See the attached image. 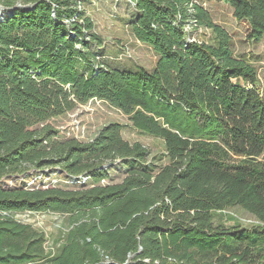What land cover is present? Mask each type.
<instances>
[{"label":"trees","instance_id":"16d2710c","mask_svg":"<svg viewBox=\"0 0 264 264\" xmlns=\"http://www.w3.org/2000/svg\"><path fill=\"white\" fill-rule=\"evenodd\" d=\"M93 1L0 0V264H264L256 68L194 0H129L132 33L157 61L114 65L86 11ZM221 1L260 41L264 0ZM199 29L209 41L191 37ZM94 99L161 138V163L119 123L91 141L60 139L51 121ZM116 163L123 179L102 183ZM58 174L72 187L46 183ZM235 207L256 224L219 221ZM23 211L63 219L55 251Z\"/></svg>","mask_w":264,"mask_h":264},{"label":"rangeland","instance_id":"374dc122","mask_svg":"<svg viewBox=\"0 0 264 264\" xmlns=\"http://www.w3.org/2000/svg\"><path fill=\"white\" fill-rule=\"evenodd\" d=\"M202 3L211 13L215 23L223 26L232 37V50L236 57L247 59L257 70L260 87L264 88V36L260 41L248 37L249 27L245 22L235 19L232 9L221 0H194ZM87 13L94 19L96 31L104 39L105 59L114 65L135 69L143 67L152 70L157 57L153 50L140 43L134 37L129 20L133 6L129 0H99L86 4ZM193 39L209 41L211 33L199 29L191 36ZM53 125L60 130V139L77 138L83 142L91 141L109 124L119 123L124 139L145 145L150 151V159L160 162L165 151L161 138L150 136L133 126L129 116L102 100H91L79 105L74 111L53 119ZM153 159V160H154ZM162 163H166L163 160ZM110 178L102 183H117L125 176L124 166L114 164L110 167ZM46 183L72 187L70 179L58 174L45 178ZM92 184L91 181H89ZM17 219L32 224L46 234L48 251H55V242L59 239L63 219L52 212L23 211L16 214ZM219 221L226 225L240 224L243 227L256 224L257 220L247 211L235 207L219 214Z\"/></svg>","mask_w":264,"mask_h":264},{"label":"water","instance_id":"95a60500","mask_svg":"<svg viewBox=\"0 0 264 264\" xmlns=\"http://www.w3.org/2000/svg\"><path fill=\"white\" fill-rule=\"evenodd\" d=\"M0 9H2V7H0Z\"/></svg>","mask_w":264,"mask_h":264}]
</instances>
